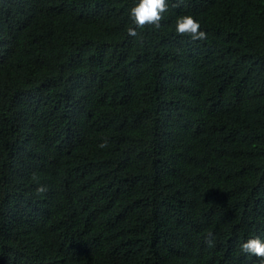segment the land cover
Wrapping results in <instances>:
<instances>
[{"label":"trees","instance_id":"1","mask_svg":"<svg viewBox=\"0 0 264 264\" xmlns=\"http://www.w3.org/2000/svg\"><path fill=\"white\" fill-rule=\"evenodd\" d=\"M138 2L0 0V264H260L264 0Z\"/></svg>","mask_w":264,"mask_h":264},{"label":"clouds","instance_id":"2","mask_svg":"<svg viewBox=\"0 0 264 264\" xmlns=\"http://www.w3.org/2000/svg\"><path fill=\"white\" fill-rule=\"evenodd\" d=\"M167 10L168 5L166 0H139V2L129 10V18L136 28H143L151 25L159 29L161 27V21L164 19V13L167 12ZM199 29L200 24L191 15H183L175 20V31L178 35H187L193 40L206 39V34ZM128 35L137 37L138 33L133 27H129ZM106 146L107 141L99 145L101 148ZM45 192H47L46 186L40 185L37 187V194ZM205 243L209 247L214 246V237L211 233H209V236L205 239ZM241 251L254 255L260 260V264H264V241H261L259 238L248 239L241 245Z\"/></svg>","mask_w":264,"mask_h":264}]
</instances>
